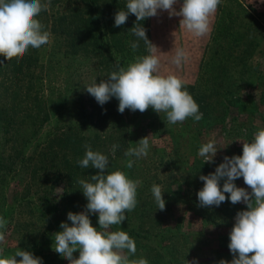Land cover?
Returning <instances> with one entry per match:
<instances>
[{
  "label": "rangeland",
  "instance_id": "obj_1",
  "mask_svg": "<svg viewBox=\"0 0 264 264\" xmlns=\"http://www.w3.org/2000/svg\"><path fill=\"white\" fill-rule=\"evenodd\" d=\"M239 1L248 13L238 23L243 35L238 45L230 36L220 38L223 47L213 45L218 8L211 32L199 39L179 29L181 17H169L167 11L141 22L148 38L166 52L162 53L166 58L162 70L178 71L188 85L200 81L199 89L207 88L210 96L208 105L196 101L203 119L167 125L166 114L151 107L143 113L130 109L120 113L116 97L100 105L86 91L87 83L106 79L117 70L113 50L121 66H126L136 56L148 54L144 42L139 41L135 52L120 47L119 40L106 32L103 6L85 9L90 21L75 28V9L70 10L82 9L84 3L50 0L49 10L37 18L51 32V43L30 48L19 61L0 56V216L9 221L5 243L0 245L5 256L21 248L42 258V264H69L52 245L54 234L62 231L61 223L71 224L68 213L86 208L78 181L90 180L99 170L81 168L78 160L85 155V145H90L109 157L106 171L120 169L142 180L137 206L121 225L111 228L127 231L135 239L137 251L131 259L144 257L149 264H219L221 259L234 258L229 234L236 214L247 205L228 199L219 206L202 207L197 194L204 184L201 175L214 172L225 156L242 155L243 142H251L264 129V0ZM115 2L123 9L127 0ZM66 11L69 17L59 19ZM174 32L177 46L192 53L190 62L179 70L167 62L174 54L170 52L175 46ZM96 40L100 43L95 44ZM217 56L225 57L215 63L212 60ZM12 62L21 64L20 72L10 71ZM209 63L214 74L208 70ZM223 65L228 87L218 81L221 78L212 79ZM145 136L150 141L148 156H125ZM212 139L223 148L214 162H203L199 148ZM113 145H119L114 154ZM129 159L135 161L131 169L126 167ZM223 183L224 179L221 188ZM235 183L247 188L243 177ZM153 184L164 191V210L154 200ZM89 215L99 227L98 214ZM78 256L79 250L74 253Z\"/></svg>",
  "mask_w": 264,
  "mask_h": 264
},
{
  "label": "clouds",
  "instance_id": "obj_2",
  "mask_svg": "<svg viewBox=\"0 0 264 264\" xmlns=\"http://www.w3.org/2000/svg\"><path fill=\"white\" fill-rule=\"evenodd\" d=\"M221 2L127 0L125 8L115 14L114 26L124 25L129 14H134L136 23L130 29V34L135 35L137 40L130 41L129 46L135 52L142 40L148 54L136 56L126 66H121L120 57L113 50L117 70L111 71L106 79L87 83L86 91L100 105L116 97L120 113L126 109L143 113L151 107L160 114H166L167 125L183 123L188 118L200 121L203 113L187 90L189 81L178 71L162 70L166 60L162 53L166 52L148 38L141 22L167 11L169 17H181L179 29L199 39L211 32L212 18ZM49 7L50 0H0V56L8 61L14 58L19 61L30 48L39 49L50 44L51 32L45 30V25L37 18ZM173 35L175 46L170 52L174 54L167 62L179 70L190 62L192 53L187 47L177 46L175 32ZM118 147L112 146L113 154ZM85 148V155L78 160V164L81 168L92 167L99 171L91 175L90 180L78 181L87 199L86 208L79 213H68L71 224L62 222V231L54 234V251L66 258L69 264H149L144 257L131 259L136 254L137 244L127 231L111 230L113 225H121L126 214L137 206V190L142 180L132 179L120 169L106 171L110 164L109 157L92 150L90 145H85ZM220 148L223 147H217V141L212 139L200 146L198 155L203 162H214ZM149 149V136H145L136 147L127 149L125 156L145 158ZM134 162L129 159L126 167L131 169ZM240 177H243L247 188L236 185L235 181ZM222 179L224 183L221 188ZM200 180L204 184L197 194L199 206H219L228 199L232 204L243 202L247 205L245 210L236 214L229 234L228 247L234 258L231 261L221 259L219 264H264V129L257 131L251 142H243L242 155L225 156L214 172L201 175ZM151 192L158 209L164 210L166 202L162 187L153 184ZM90 213L98 214L99 227L93 225ZM8 223L0 216V245L5 243ZM77 250L79 256L74 257ZM0 264H42V258L21 248L5 256L3 247H0ZM189 264L193 262L189 261Z\"/></svg>",
  "mask_w": 264,
  "mask_h": 264
},
{
  "label": "trees",
  "instance_id": "obj_3",
  "mask_svg": "<svg viewBox=\"0 0 264 264\" xmlns=\"http://www.w3.org/2000/svg\"><path fill=\"white\" fill-rule=\"evenodd\" d=\"M96 0H80V2L84 3L82 6V9L80 7H73L70 11H73L75 9V11L72 14V17L75 18L76 20L74 21L75 24V28L77 26L80 25V28H82V24L81 23H88L90 20L87 18H85L84 15V10L85 9H90V11H93L95 8H93L94 5L98 4L99 6H103V10L106 11V15H105V27H106V32L107 34H112V37L117 38L120 43V47L122 48H126V47H130L129 46V42L133 41V35L130 34V29L133 27V25L136 23V17L132 16V14H129L128 19L126 21V23L124 25H121L119 27L114 26L115 24V14L121 10V8H119L117 2H115L116 0H101L100 2H95ZM85 4L87 6H85ZM89 6V7H88ZM219 9V16H218V20L216 21V26L215 29L213 31V36H212V40L214 41L213 45L214 46H221L223 47L222 44H220V38L222 36L226 37V36H230V41L234 42L236 45H238V42L240 40H242V33L237 30L238 27V23L240 21V19L243 16L247 15V10L245 9V6L239 1V0H222L221 4L218 6ZM81 10L83 11V13H81ZM68 16V12L66 11L65 13L61 14L60 18L61 20H65ZM69 17V16H68ZM229 39L227 38V41ZM100 43L99 41L96 40L95 44ZM102 47V45L98 46V49H100ZM226 48V46H225ZM224 50V49H223ZM225 56H217L215 57L212 61L215 63H220ZM6 65V64H4ZM3 65V66H4ZM204 66V63L202 64ZM203 66L200 69V74H203ZM209 68L208 70H215L214 68L211 69V64L209 63V65H207ZM2 69H7V68H3ZM10 71L12 72H20L21 70V64L12 62V66ZM226 68L225 65L220 66V70L217 72V74L212 75V79L213 82H217V79L221 78L218 81H221L222 83L226 82L227 80L226 78ZM211 73V74H212ZM220 73H222L224 76H218ZM214 74V73H213ZM199 83L200 81H198V83H194L193 85H187V90L189 91V93L193 96V98L199 102V103H203V104H207L209 103V97L208 93L206 92L207 88H204L202 90L199 89ZM224 85L226 87H228V83H224ZM214 90V89H213ZM223 92H228V91H218V94L223 93ZM223 99H228L225 97H222ZM208 99V100H207ZM230 101V100H228ZM230 103V102H228ZM239 109V108H236ZM240 110V109H239ZM1 115V113H0ZM149 117V115H148ZM149 121H147L146 124H148ZM209 174L212 172H208Z\"/></svg>",
  "mask_w": 264,
  "mask_h": 264
}]
</instances>
